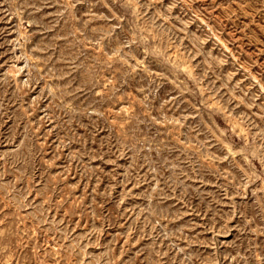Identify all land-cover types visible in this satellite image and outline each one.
Listing matches in <instances>:
<instances>
[{
  "label": "rangeland",
  "instance_id": "obj_1",
  "mask_svg": "<svg viewBox=\"0 0 264 264\" xmlns=\"http://www.w3.org/2000/svg\"><path fill=\"white\" fill-rule=\"evenodd\" d=\"M0 264H264V0H0Z\"/></svg>",
  "mask_w": 264,
  "mask_h": 264
}]
</instances>
